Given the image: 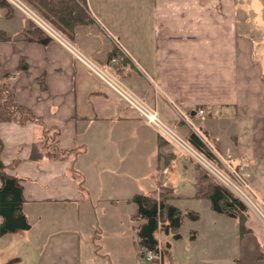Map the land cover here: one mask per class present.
Wrapping results in <instances>:
<instances>
[{
  "label": "crops",
  "instance_id": "crops-1",
  "mask_svg": "<svg viewBox=\"0 0 264 264\" xmlns=\"http://www.w3.org/2000/svg\"><path fill=\"white\" fill-rule=\"evenodd\" d=\"M84 1L90 22L45 44L25 38L36 24L21 10L0 7V82L32 116L0 121V162L19 178L29 223L0 234V264H114L98 253L97 203L170 198L167 177L182 172L194 187L196 164L176 156L105 77L210 153L247 161L261 213L246 210L242 230L230 217L237 242L214 264H264V29L250 23L264 26V0ZM204 115L222 129L207 128ZM32 144L54 156L31 159ZM140 153L149 158L141 171ZM108 184L116 194L101 197ZM134 206L126 233H136Z\"/></svg>",
  "mask_w": 264,
  "mask_h": 264
},
{
  "label": "rangeland",
  "instance_id": "rangeland-1",
  "mask_svg": "<svg viewBox=\"0 0 264 264\" xmlns=\"http://www.w3.org/2000/svg\"><path fill=\"white\" fill-rule=\"evenodd\" d=\"M16 1L24 8L19 10L29 17L36 25L41 24V21L46 24V29H43L39 25L46 35L58 36L60 39L63 37L56 32L52 26L47 24L44 19L38 16L24 0ZM252 14L254 15V11H252ZM98 70L105 74V76L108 75L105 69L102 70L99 68ZM109 78L105 77V80L107 81ZM112 82L121 88L129 97L155 111L144 101L129 93L127 88L120 86L114 81ZM156 114L158 115L157 112ZM159 119L180 137L186 139V131H177L160 117ZM201 121L205 122L207 128L214 130L222 129L221 123L215 118H206L204 115ZM174 149L177 153L176 156L180 155L177 149ZM142 154L143 153H140L136 158L137 163L140 164V171L149 164L148 156L146 154L142 156ZM176 156L171 157L168 164L173 165L178 159L175 158ZM179 158L189 157L179 156ZM187 174V172H182L169 175L167 179L168 181L170 180L172 187H174V191L171 193L172 197L168 198L166 193H161L167 195L166 200L168 203L178 207L182 212L188 211L196 215V218H193L191 215L189 216V214L183 215L179 227L180 236L178 238H173L170 232H164L161 229L156 230L154 236L158 242V249L166 250L167 253H163L161 256L159 252H150L152 258L148 259L147 250L141 249L137 244L135 231L125 232L124 227L129 226L131 222L128 215L131 214L130 212L134 211V204L126 206L124 202L113 203L110 200H102L100 203H97V216L92 219L97 229L96 236H98L97 244L99 255L108 254L105 259L112 260L114 264H129L131 261H133L132 264H214V261L216 262L218 259H226L228 252L231 251L233 243L237 242L236 222L226 215L213 212L210 209V204L206 197H196L194 195L195 188L189 183V175ZM207 181L208 179L202 181L203 185ZM110 190L109 184L107 187L104 186V189L100 192V196L104 197L105 194L114 196L116 193H111ZM186 193H188V195L184 196ZM177 194H181V196ZM157 198H159V195H157ZM135 258L137 259L136 261ZM153 259L157 261H152Z\"/></svg>",
  "mask_w": 264,
  "mask_h": 264
},
{
  "label": "trees",
  "instance_id": "trees-1",
  "mask_svg": "<svg viewBox=\"0 0 264 264\" xmlns=\"http://www.w3.org/2000/svg\"><path fill=\"white\" fill-rule=\"evenodd\" d=\"M24 2L52 26L56 32L67 39H72L75 28L90 22V16L85 7L84 0H24ZM0 7H9V3L0 0ZM27 40L45 44L49 37L37 25L31 24L24 31ZM26 64L20 60L19 70H24ZM11 86L9 83L0 82V121L10 120L13 114L19 117L20 122L32 120L28 111L15 105L11 98ZM186 139L197 149L210 155L202 141L192 132L186 135ZM55 152H64L53 146ZM47 157L54 156L51 152L43 154ZM35 144L30 151L31 159L43 156ZM5 165L0 162V234L13 233L26 230L29 223L21 211L23 202L19 178L4 171ZM198 174L194 182L196 197H206L210 209L216 213L233 217L238 221L242 230L246 209L243 204L225 187L213 180L203 169L196 164ZM208 179L203 185L202 181ZM167 195L159 194V198L134 194L128 201L136 205V210L131 219L138 222L136 228L137 244L141 249L150 252H159L162 256L166 250L158 249V242L154 236L156 230L170 232L173 238H178L179 227L183 215L189 214L196 218L194 213L181 211L167 202ZM210 264V263H203Z\"/></svg>",
  "mask_w": 264,
  "mask_h": 264
},
{
  "label": "built area",
  "instance_id": "built-area-1",
  "mask_svg": "<svg viewBox=\"0 0 264 264\" xmlns=\"http://www.w3.org/2000/svg\"><path fill=\"white\" fill-rule=\"evenodd\" d=\"M7 2L18 9L23 8V6L16 0H8ZM39 25L43 29H46V24L42 21ZM107 83H109L116 92H118L121 97L137 111L144 122L149 125L161 139L169 143L173 148H176L180 155L189 157V159L203 169L213 180L225 187L243 204L246 210L254 213H261L260 207L255 200V196L248 183L249 172L247 171V161L233 164L228 156L220 157L217 154L210 153L209 149L205 146L210 153L209 156L206 155L204 152L193 146L188 140L183 139L166 126L159 119L155 111L129 97L121 88L110 81V79L107 80ZM201 112V110H198L199 114ZM147 258H152L150 251H147Z\"/></svg>",
  "mask_w": 264,
  "mask_h": 264
},
{
  "label": "clouds",
  "instance_id": "clouds-1",
  "mask_svg": "<svg viewBox=\"0 0 264 264\" xmlns=\"http://www.w3.org/2000/svg\"><path fill=\"white\" fill-rule=\"evenodd\" d=\"M250 23L252 24V26H253V28L255 30H262V29H264V26L255 24V21L254 20H251Z\"/></svg>",
  "mask_w": 264,
  "mask_h": 264
}]
</instances>
